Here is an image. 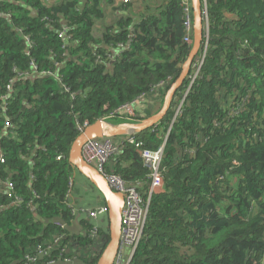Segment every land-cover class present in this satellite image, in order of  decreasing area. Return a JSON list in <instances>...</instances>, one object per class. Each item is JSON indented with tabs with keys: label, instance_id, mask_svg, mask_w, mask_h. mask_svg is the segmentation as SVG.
I'll return each mask as SVG.
<instances>
[{
	"label": "trees",
	"instance_id": "16d2710c",
	"mask_svg": "<svg viewBox=\"0 0 264 264\" xmlns=\"http://www.w3.org/2000/svg\"><path fill=\"white\" fill-rule=\"evenodd\" d=\"M133 4L0 0V264H98L108 246V211L86 214L106 201L70 164L72 145L85 125L158 113L191 50L181 0ZM206 10L197 80L134 143L111 138L106 174L148 207L130 264H264V0ZM160 149L163 192L150 194L140 153Z\"/></svg>",
	"mask_w": 264,
	"mask_h": 264
},
{
	"label": "built area",
	"instance_id": "2783aa9c",
	"mask_svg": "<svg viewBox=\"0 0 264 264\" xmlns=\"http://www.w3.org/2000/svg\"><path fill=\"white\" fill-rule=\"evenodd\" d=\"M46 4L53 5L56 4L55 0H44ZM132 0H122V3L131 2ZM184 7V29L186 32L185 42L192 45V4L191 0H181ZM203 1V18H204V28L205 32L208 28V16L206 10L207 0ZM67 29H63L59 32L60 38L64 39L67 37ZM208 49V41L205 39L203 44L201 56L196 58L193 66L192 73L189 75L191 84H193L199 74L201 73L204 64V54ZM137 102L132 104H127L122 107L127 114L130 116L135 115V106ZM182 105H180L177 114L181 112ZM9 126V124H7ZM88 125H85L80 129L82 132ZM134 133H128L126 135V140L129 143H134ZM118 146L115 145L111 138H102L89 140L82 149V154L84 160L99 172H101L108 180L112 189L116 192H120L125 195V207L122 213V230H121V242L119 247V252L114 264H130V261L138 247L140 241L144 236V229L147 220L148 207L146 201L142 198L140 193L135 187L127 185L120 177L106 174V166L108 161L118 152ZM141 158L144 163L148 165L152 170V183L149 188V193H159L163 192V182L160 176V166L162 150L157 152H141ZM3 161V159H2ZM16 206L20 204V201L14 203ZM108 211L107 207H99L96 209H88L86 214L89 218L93 220L99 219L100 216L106 214ZM96 234V233H95ZM27 261L30 264H36V260L32 257H27Z\"/></svg>",
	"mask_w": 264,
	"mask_h": 264
},
{
	"label": "water",
	"instance_id": "95a60500",
	"mask_svg": "<svg viewBox=\"0 0 264 264\" xmlns=\"http://www.w3.org/2000/svg\"><path fill=\"white\" fill-rule=\"evenodd\" d=\"M191 4L193 15V43L191 45V50L182 66L179 78L168 89L160 111L136 124L114 126L103 119L99 120L86 127L72 145L69 158L70 164L87 180H89L101 193L106 201L108 209L110 241L98 264H114L117 258L121 242L122 213L125 207V195L114 191L106 177L84 160L82 154L83 146L89 140L115 138L125 136L128 133H142L157 126L166 117L176 93L183 86L187 78H189L192 66L202 50L206 37L203 18V1L191 0Z\"/></svg>",
	"mask_w": 264,
	"mask_h": 264
},
{
	"label": "crops",
	"instance_id": "0c3cea01",
	"mask_svg": "<svg viewBox=\"0 0 264 264\" xmlns=\"http://www.w3.org/2000/svg\"><path fill=\"white\" fill-rule=\"evenodd\" d=\"M56 1V3H60V2H62V1H64V0H55ZM116 1V0H115ZM120 2H122V0H120ZM163 2V1H162ZM133 13L135 14L136 12H143V0H133ZM138 108H139V106L138 105H136L135 106V110H136V112H137V110H138ZM88 209H92V208H88ZM95 209V208H94Z\"/></svg>",
	"mask_w": 264,
	"mask_h": 264
},
{
	"label": "rangeland",
	"instance_id": "374dc122",
	"mask_svg": "<svg viewBox=\"0 0 264 264\" xmlns=\"http://www.w3.org/2000/svg\"><path fill=\"white\" fill-rule=\"evenodd\" d=\"M109 10H111V9H107L106 10V11H108L107 14H108L109 17H112V15H113L114 12L113 11H109Z\"/></svg>",
	"mask_w": 264,
	"mask_h": 264
}]
</instances>
